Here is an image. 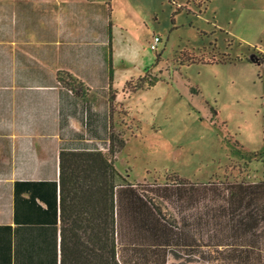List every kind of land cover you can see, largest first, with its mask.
<instances>
[{
	"label": "crops",
	"instance_id": "obj_1",
	"mask_svg": "<svg viewBox=\"0 0 264 264\" xmlns=\"http://www.w3.org/2000/svg\"><path fill=\"white\" fill-rule=\"evenodd\" d=\"M111 8L107 0H0V264H38L42 250L53 264H61L62 256L90 255L91 249L107 255V218L93 217L98 207L79 196L61 195L60 158L62 152L108 153L120 120L131 116L125 101L136 92L128 86L156 66L158 46L153 51L151 45L157 35L150 51L132 48L128 32L112 23ZM139 50L148 58L144 67ZM131 69H138V79L120 87V71ZM60 75L78 80L83 89H70ZM144 90L150 89L138 91ZM119 108L125 109L122 117ZM121 152L115 168L131 185L116 191L117 261L170 264L175 249H193L189 239L197 238L190 236L189 220L178 218L183 227L176 233L142 215L137 186L146 179L123 175ZM194 257L196 263L177 260L204 264L203 257Z\"/></svg>",
	"mask_w": 264,
	"mask_h": 264
},
{
	"label": "rangeland",
	"instance_id": "obj_2",
	"mask_svg": "<svg viewBox=\"0 0 264 264\" xmlns=\"http://www.w3.org/2000/svg\"><path fill=\"white\" fill-rule=\"evenodd\" d=\"M107 2L132 48L149 49L154 34L162 40L147 73L157 83L125 101L131 116L119 122L118 166L130 181L146 179L153 197L167 185L162 210L189 220L194 248L175 249L170 264L196 263L195 255L204 264H236L248 246L264 254V223L247 234L238 225L248 221L244 186L264 181V0ZM138 73L120 71V87ZM171 177L184 182L168 184Z\"/></svg>",
	"mask_w": 264,
	"mask_h": 264
},
{
	"label": "trees",
	"instance_id": "obj_3",
	"mask_svg": "<svg viewBox=\"0 0 264 264\" xmlns=\"http://www.w3.org/2000/svg\"><path fill=\"white\" fill-rule=\"evenodd\" d=\"M108 46L109 69L110 77L112 79L113 43L111 33ZM60 79L64 84H66V86L70 87V89L74 91H77L79 88L83 89V84L78 80L70 78L68 81H66L62 79V75H60ZM155 83H157L156 78L150 79L149 76L146 75V77L142 78L140 81H138V83L136 82L135 85L132 86L131 92H137L138 90H143L145 88L150 89L155 85ZM124 147L125 141H123L120 134H112L108 153H103L101 151L61 153V195L63 196L66 192H68L71 196H79L78 199L86 202L87 206L91 205L92 208L97 206L98 209L94 210L95 208H93V217H95L96 214L98 217L101 215L102 217L107 218V224H103V227L107 226L108 230L106 256L100 253L95 254L93 252L94 249H91L90 255H75V259L62 256L61 264H119L117 261L115 236L118 226L117 220L118 216H120L119 214L121 210L118 203L116 202V191L123 185H131L115 168L116 154L119 153ZM257 155L259 154H254L255 157ZM168 180V182H170L168 184H177V187H180L184 182L178 178H175L174 180L172 177ZM167 187L168 186L166 185L158 190V198H156L151 196L152 194L147 189L145 184H139L137 188L140 190V192L138 193H141V195L139 194V197L143 202L140 207V211L142 215L153 218L154 221L157 219L160 221L162 226L171 228L174 230V232L179 233L183 226L177 224L178 218L168 217L165 211L162 210L161 204L157 202L158 199L164 198L162 195H164L165 191H168ZM239 187L243 186L240 185ZM243 189L248 192V221L241 220V223L238 225H242L244 227L239 229V231L242 230L247 234L255 227V225H257L258 222H260V220L262 223H264V181L257 184H248V186H244ZM194 191L197 192V189ZM48 212V214L51 216V206ZM183 223H186L185 219ZM243 248L246 247H239L240 250ZM247 250L248 251L246 252H239L240 254H238L235 259L236 264H264L263 253H256L255 250L250 248V246H248ZM1 251H4V249ZM42 251L44 256L36 258L38 259V264H53L52 258L47 255V251ZM131 261H133V258H131ZM133 263L137 264L136 262ZM54 264H58L57 259Z\"/></svg>",
	"mask_w": 264,
	"mask_h": 264
},
{
	"label": "built area",
	"instance_id": "obj_4",
	"mask_svg": "<svg viewBox=\"0 0 264 264\" xmlns=\"http://www.w3.org/2000/svg\"><path fill=\"white\" fill-rule=\"evenodd\" d=\"M161 42V38L160 37H155L154 38V42L153 44L151 45V49L153 51H155L157 49V45Z\"/></svg>",
	"mask_w": 264,
	"mask_h": 264
}]
</instances>
